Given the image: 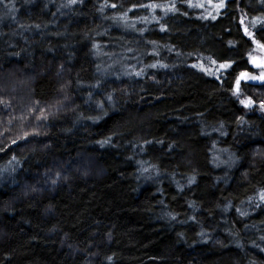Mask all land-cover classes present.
Returning a JSON list of instances; mask_svg holds the SVG:
<instances>
[{"label": "trees", "instance_id": "1", "mask_svg": "<svg viewBox=\"0 0 264 264\" xmlns=\"http://www.w3.org/2000/svg\"><path fill=\"white\" fill-rule=\"evenodd\" d=\"M261 45V0H0V264H264Z\"/></svg>", "mask_w": 264, "mask_h": 264}, {"label": "rangeland", "instance_id": "2", "mask_svg": "<svg viewBox=\"0 0 264 264\" xmlns=\"http://www.w3.org/2000/svg\"><path fill=\"white\" fill-rule=\"evenodd\" d=\"M198 4L200 5V1H198ZM199 8V7H198ZM197 9V12L200 11V9ZM208 12V11H205ZM171 13V12H170ZM202 15V14H200ZM252 65L254 67V70L257 72V76L255 77V82L261 81L264 78V49L258 48L255 52V55L252 59ZM259 65V66H258ZM245 105L250 107L252 101H244Z\"/></svg>", "mask_w": 264, "mask_h": 264}, {"label": "snow or ice", "instance_id": "3", "mask_svg": "<svg viewBox=\"0 0 264 264\" xmlns=\"http://www.w3.org/2000/svg\"><path fill=\"white\" fill-rule=\"evenodd\" d=\"M76 2H77V0H69V4H75ZM261 2L264 3V0H261ZM245 31L247 32V29H245ZM261 47H264V45H261ZM222 67H223V65H222ZM241 75L243 76L246 74L242 73ZM253 79H255V77H253ZM237 84H239V81H237ZM262 198H264V194H262Z\"/></svg>", "mask_w": 264, "mask_h": 264}, {"label": "water", "instance_id": "4", "mask_svg": "<svg viewBox=\"0 0 264 264\" xmlns=\"http://www.w3.org/2000/svg\"><path fill=\"white\" fill-rule=\"evenodd\" d=\"M263 81H264V78H263Z\"/></svg>", "mask_w": 264, "mask_h": 264}]
</instances>
